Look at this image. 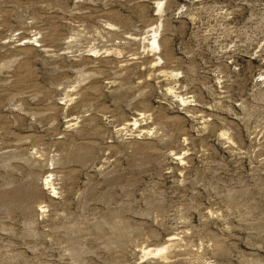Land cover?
I'll list each match as a JSON object with an SVG mask.
<instances>
[{
	"label": "rangeland",
	"instance_id": "obj_1",
	"mask_svg": "<svg viewBox=\"0 0 264 264\" xmlns=\"http://www.w3.org/2000/svg\"><path fill=\"white\" fill-rule=\"evenodd\" d=\"M159 1L0 0V264H264V0Z\"/></svg>",
	"mask_w": 264,
	"mask_h": 264
},
{
	"label": "bare ground",
	"instance_id": "obj_2",
	"mask_svg": "<svg viewBox=\"0 0 264 264\" xmlns=\"http://www.w3.org/2000/svg\"><path fill=\"white\" fill-rule=\"evenodd\" d=\"M162 3V0H160L159 2H158V4H161ZM149 39H151L152 41V47H151V49L152 50H155V49H157V48H160V45H159V42H158V32L156 31V30H152V33H151V35H150V38ZM25 40H27L26 38L25 39H23V40H21V42L20 43H22V41H25ZM154 63V66L156 67V66H158L155 62H153ZM159 68V67H158ZM183 100V99H182ZM185 101V100H184ZM134 123H137V120H135L134 121ZM46 178H49V176L48 177H46ZM45 178V179H46ZM48 183V182H47ZM168 241H174V238L173 237H171V238H169L168 239ZM166 248L167 247H165V246H163V247H159V248H156L155 250H151V251H149V253H154V251H156V253H162V252H164L165 250H166ZM147 254V253H146Z\"/></svg>",
	"mask_w": 264,
	"mask_h": 264
}]
</instances>
